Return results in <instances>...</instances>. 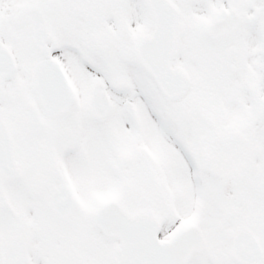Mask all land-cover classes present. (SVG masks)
<instances>
[{
    "label": "snow or ice",
    "instance_id": "6c2138e0",
    "mask_svg": "<svg viewBox=\"0 0 264 264\" xmlns=\"http://www.w3.org/2000/svg\"><path fill=\"white\" fill-rule=\"evenodd\" d=\"M0 264H264V0H0Z\"/></svg>",
    "mask_w": 264,
    "mask_h": 264
}]
</instances>
